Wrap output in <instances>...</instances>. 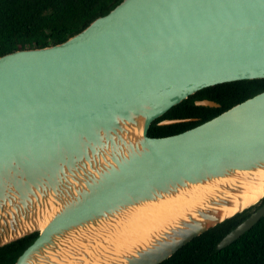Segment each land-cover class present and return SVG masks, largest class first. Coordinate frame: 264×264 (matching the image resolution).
<instances>
[{"label":"water","instance_id":"obj_1","mask_svg":"<svg viewBox=\"0 0 264 264\" xmlns=\"http://www.w3.org/2000/svg\"><path fill=\"white\" fill-rule=\"evenodd\" d=\"M261 79L264 0H122L62 43L0 56V248L38 234L15 264H161L255 207L264 91L182 133L148 130L198 91ZM246 184L261 196L242 204Z\"/></svg>","mask_w":264,"mask_h":264},{"label":"trees","instance_id":"obj_2","mask_svg":"<svg viewBox=\"0 0 264 264\" xmlns=\"http://www.w3.org/2000/svg\"><path fill=\"white\" fill-rule=\"evenodd\" d=\"M122 0H0V56L16 50L42 48L66 41L94 19L106 15ZM264 91V79L216 85L196 92L172 107L149 127L148 136L161 138L194 128ZM209 100L218 108L199 107L195 101ZM164 119L189 121L158 126ZM255 207L217 225L178 250L161 264H264V216L239 239L218 250L220 240L244 221ZM32 234L0 248V264H15L32 244Z\"/></svg>","mask_w":264,"mask_h":264},{"label":"bare ground","instance_id":"obj_3","mask_svg":"<svg viewBox=\"0 0 264 264\" xmlns=\"http://www.w3.org/2000/svg\"><path fill=\"white\" fill-rule=\"evenodd\" d=\"M251 190L250 193L243 194L241 198L243 199L242 204H248L250 202H255L260 196H261V187L258 184H255L253 186H249V184H246Z\"/></svg>","mask_w":264,"mask_h":264},{"label":"flooded vegetation","instance_id":"obj_4","mask_svg":"<svg viewBox=\"0 0 264 264\" xmlns=\"http://www.w3.org/2000/svg\"><path fill=\"white\" fill-rule=\"evenodd\" d=\"M255 211V210H254Z\"/></svg>","mask_w":264,"mask_h":264}]
</instances>
